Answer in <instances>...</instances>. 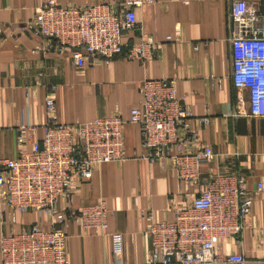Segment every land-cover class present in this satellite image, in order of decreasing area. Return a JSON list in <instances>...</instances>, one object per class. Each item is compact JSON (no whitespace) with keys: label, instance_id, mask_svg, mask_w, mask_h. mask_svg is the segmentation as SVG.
Masks as SVG:
<instances>
[{"label":"crops","instance_id":"1","mask_svg":"<svg viewBox=\"0 0 264 264\" xmlns=\"http://www.w3.org/2000/svg\"><path fill=\"white\" fill-rule=\"evenodd\" d=\"M49 1L63 7L118 4L120 0H0V158L14 159L21 147V123L39 127L46 123L45 103L56 101L58 122L74 125L118 112L128 119L141 107V87L147 80H173L177 94L193 113L198 140L188 146L200 153L213 149V159L200 169L194 184L181 181L170 160L151 163L141 158V130L123 128L124 161L98 168L76 187L70 203L60 208L68 215L105 201L109 214L106 232L94 234L70 217L66 255L70 264H144L151 248L148 228L153 222L173 221L217 176H241L254 198L239 245L224 253L244 252L249 259H264V118L249 115V93L232 82L230 0H158L137 10L138 31L157 42L150 61L118 57L106 65L101 58L79 68L71 51L34 53L49 44L28 25ZM264 13V0H246ZM171 37V40L168 38ZM209 118L208 126L202 119ZM263 190L258 192V185ZM0 207V239L37 224L50 229V218L34 211L17 212L15 221ZM122 237V253L114 254L113 237ZM0 264H2L0 253Z\"/></svg>","mask_w":264,"mask_h":264},{"label":"built area","instance_id":"2","mask_svg":"<svg viewBox=\"0 0 264 264\" xmlns=\"http://www.w3.org/2000/svg\"><path fill=\"white\" fill-rule=\"evenodd\" d=\"M158 0H120L84 7H63L54 1L43 5L28 28L49 44L34 53L71 51L79 68L103 59L106 65L122 57L150 61L157 42L138 31L137 10ZM232 82L249 93L248 113L264 118V13L246 0H230ZM171 40V37L168 38ZM141 107L133 108L128 119L118 112L92 121L64 125L58 122L56 101L45 103L47 121L43 135L39 127L21 123L17 141L21 147L14 159L0 158V207L15 221L17 212L34 211L50 218V229L34 224L0 239L2 264H70L66 255L67 223L74 217L88 232L101 234L109 227L110 211L105 201L83 207L68 215L60 208L70 203L82 182L92 179L101 166L124 161L123 128L127 123L141 130L142 159L151 163L170 160L177 177L188 184L198 182L201 167L210 162L213 149L204 145L200 153L188 146L198 140L192 127L193 113L177 94L173 80L147 79L142 87ZM209 118L202 119L208 126ZM263 185H258V192ZM254 198L245 179L217 176L191 203L177 210L173 221L153 222L148 228L151 248L144 264H264L240 253H224L239 245L245 220ZM114 254L122 253V237H113ZM119 264V263H118Z\"/></svg>","mask_w":264,"mask_h":264}]
</instances>
